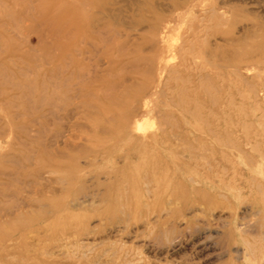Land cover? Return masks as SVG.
<instances>
[{"label":"rangeland","instance_id":"374dc122","mask_svg":"<svg viewBox=\"0 0 264 264\" xmlns=\"http://www.w3.org/2000/svg\"><path fill=\"white\" fill-rule=\"evenodd\" d=\"M262 197L264 0H0V264H264Z\"/></svg>","mask_w":264,"mask_h":264},{"label":"bare ground","instance_id":"6f19581e","mask_svg":"<svg viewBox=\"0 0 264 264\" xmlns=\"http://www.w3.org/2000/svg\"><path fill=\"white\" fill-rule=\"evenodd\" d=\"M74 19V18H73ZM14 25V24H13ZM86 27H88V26H85V23H82L80 26H79V29H81L82 31H84V32H86ZM89 30V29H88ZM16 31V30H15ZM58 31V30H57ZM104 33V32H103ZM105 34V33H104ZM66 36V35H65ZM100 94V93H99ZM260 192V191H259ZM261 193V192H260ZM259 193V194H260ZM264 197H262L261 199H263ZM262 201V200H261ZM260 201V202H261ZM18 203V202H17ZM264 214V213H263ZM260 232V231H259ZM264 239V238H263ZM248 247V246H247Z\"/></svg>","mask_w":264,"mask_h":264}]
</instances>
